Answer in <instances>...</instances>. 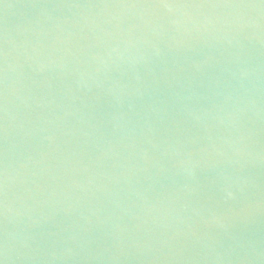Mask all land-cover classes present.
Masks as SVG:
<instances>
[{
	"label": "water",
	"instance_id": "95a60500",
	"mask_svg": "<svg viewBox=\"0 0 264 264\" xmlns=\"http://www.w3.org/2000/svg\"><path fill=\"white\" fill-rule=\"evenodd\" d=\"M0 264H264V0H0Z\"/></svg>",
	"mask_w": 264,
	"mask_h": 264
}]
</instances>
